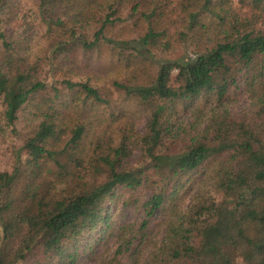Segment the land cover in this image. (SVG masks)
Wrapping results in <instances>:
<instances>
[{"label":"trees","instance_id":"1","mask_svg":"<svg viewBox=\"0 0 264 264\" xmlns=\"http://www.w3.org/2000/svg\"><path fill=\"white\" fill-rule=\"evenodd\" d=\"M33 3L37 51L33 26L0 32V132L27 130L0 170V264H78L82 235L111 231L119 191L141 216L116 228L107 264L147 241L142 264H264V0H175L179 24L171 0ZM21 16L0 0V29ZM239 86L251 104L235 114L220 104ZM119 98L146 111L142 132ZM197 170L205 187L179 208ZM155 213L159 243L147 237Z\"/></svg>","mask_w":264,"mask_h":264},{"label":"rangeland","instance_id":"2","mask_svg":"<svg viewBox=\"0 0 264 264\" xmlns=\"http://www.w3.org/2000/svg\"><path fill=\"white\" fill-rule=\"evenodd\" d=\"M171 17L175 24H179L182 21L183 13L181 10L175 5V0H171ZM231 5L235 9L241 8L240 0H230ZM33 0H17V8H19L20 13L22 14L21 18H15L16 21L11 22L0 29V32H4L5 34L17 30L20 31L24 24H29L33 26V35L31 40V45L33 47V51H37L39 45L42 44L43 41V29L44 27L42 24H38L35 21ZM26 20V23L23 21ZM23 25L19 28V24ZM181 54V50L173 53L165 55V58H175ZM175 72L173 71L172 74ZM103 78V75L100 72H96V76ZM118 75V73H115ZM115 97V94L112 95ZM115 104H118V108L121 109V112L127 117L126 118V125L128 128H131L134 132H142L144 129V125L146 122V111L139 107V105L135 102L130 100L125 101L122 104V100L119 98L116 100ZM251 100L247 95V92L241 88V86L237 87L236 89H230L228 92V96L225 97L220 105L227 108L230 112L239 114L250 107ZM1 109V106H0ZM208 107H205L204 114L207 113ZM203 115V114H202ZM193 119V111L189 114H185L182 117V122L186 125L191 122ZM200 121L202 116L200 115ZM23 123L24 122H16V135L10 136L8 134V130L4 129L3 132H0V170L8 169L10 166L11 155L9 151V147L11 144L15 146L21 145V139L25 136V132L27 130H23ZM22 131V132H20ZM20 132V133H19ZM37 137L41 138L45 136V130H36L34 133ZM46 137H44L45 139ZM43 139V140H44ZM176 144V143H174ZM177 145H180L177 143ZM182 181H184L182 179ZM204 182H207V171L197 170L193 174L188 176V179L185 180V186L181 190V195L177 200V205L179 208H186L195 192L198 189H203L205 187ZM146 192V190H145ZM144 192V194H145ZM128 193L125 194L127 196ZM119 200H113L108 203L113 211L112 216L110 217L111 222V231L100 233L97 230H93L91 232L85 233L82 235L79 245V250L83 248L88 242V246H86L85 251H82L77 256L78 264H107L110 259H112L113 252L116 245V228L121 224L136 223L137 220L140 219V209L133 207L131 205H125L121 201V191L118 192ZM163 217L158 213L153 215L148 223L149 230L147 232V237L150 238L151 242H160L161 238L164 235L165 225L163 223ZM128 235V232H125ZM125 236V235H124ZM148 245V246H147ZM147 246V247H146ZM150 247L152 245L147 241L146 245L143 246L140 255L137 257L136 260H133L132 257V248L133 245L129 248L128 251L123 252L121 255L116 256V264H142L143 260L145 259L146 255L150 251ZM83 250V249H82ZM235 264H242L240 259L237 258L235 260Z\"/></svg>","mask_w":264,"mask_h":264}]
</instances>
